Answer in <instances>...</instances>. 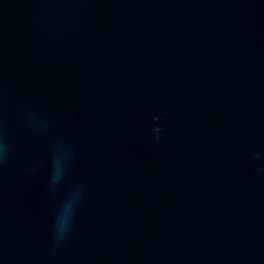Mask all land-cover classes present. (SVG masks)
I'll list each match as a JSON object with an SVG mask.
<instances>
[{
    "label": "water",
    "instance_id": "obj_1",
    "mask_svg": "<svg viewBox=\"0 0 264 264\" xmlns=\"http://www.w3.org/2000/svg\"><path fill=\"white\" fill-rule=\"evenodd\" d=\"M0 264H264V0H0Z\"/></svg>",
    "mask_w": 264,
    "mask_h": 264
}]
</instances>
